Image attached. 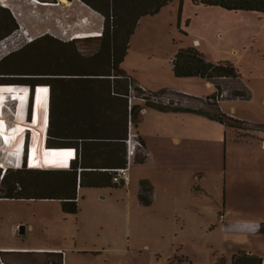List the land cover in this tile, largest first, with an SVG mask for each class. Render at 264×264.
I'll list each match as a JSON object with an SVG mask.
<instances>
[{"label":"rangeland","instance_id":"374dc122","mask_svg":"<svg viewBox=\"0 0 264 264\" xmlns=\"http://www.w3.org/2000/svg\"><path fill=\"white\" fill-rule=\"evenodd\" d=\"M40 1L55 3V0ZM17 2L24 8L23 25L7 9L13 21L11 26L0 29V35H4L0 41L15 31L20 32V26L33 40L30 43L21 40L22 48L0 59V80H30L36 86L0 81V88L27 90L30 97L25 106V118L33 121L40 115L48 120V87L51 89V133L54 138L51 145L56 147L59 145L55 142H63L58 140L62 132L74 135L77 129L80 94L78 87L55 83V80L64 77L55 73L72 70L65 66L69 49L63 51L57 48L60 47L59 42L81 39L72 37L84 28L77 24L80 22L79 15L72 14L70 9L65 13L55 12V7L48 9L33 0ZM4 8L0 3V18L5 16ZM89 21L92 24L89 23L85 29L101 26V36L104 17L100 14L97 19ZM11 27L13 29L9 31ZM45 35L46 40L29 46ZM195 39H199L200 43L195 44ZM131 40V51L121 66L128 76L140 77L145 81L146 88L156 95L163 90L178 89L197 97L179 96L183 106H179V111H167L171 112L170 115H160L155 111L160 109L146 106L147 110L154 112L145 116L146 130H151L156 137L151 138L154 159L144 164L133 161L130 173L133 179L138 175L153 179L154 201L141 203L135 184L131 187L126 184L122 187L79 188L77 214L65 213L61 200L55 198H0V243L59 247L61 251H20L60 252L64 254V264H233V256L240 252L252 253L264 260V233L249 234L231 225L235 221L257 219V212L261 209L234 207L229 198L228 207L234 210L223 218V203H219V200H224L226 141L229 160L227 190L230 194L234 189L231 172L234 170V174L237 173L232 154H240L237 157L246 155L241 150L234 151V141L242 129L225 124L217 127V120L203 113H212V109L217 107L207 99L215 93V87H208L201 77H176L172 64L180 49L193 46L209 61L232 63L250 90L251 98L222 99L221 108L226 112L235 108L234 115L252 126L264 125V16L256 11H231L221 6L197 4L192 0H175L159 13L144 16ZM99 47V43L79 41L77 44L78 50L87 56ZM223 81L227 86L234 83L229 78ZM5 98V116L9 125L14 126L18 94H7ZM3 99L0 97V102ZM133 127L137 132L135 123ZM243 131L249 136L260 137L262 143L263 129ZM161 134L165 135L159 138ZM29 137L27 151L25 149L24 152L19 147L13 150L11 142L6 145L0 139V163L7 162L10 165L8 169L14 171L10 180L31 186L34 193H45L46 188L55 193V185L66 180L63 174L40 170L17 172L27 167ZM175 138H179L180 143ZM140 152L145 154L144 150ZM21 159L25 161L23 166L15 168ZM100 162L103 163L102 160ZM221 162L223 177L219 178L217 167ZM49 168H55V160L49 161ZM3 172L4 169L0 168V173ZM1 188L3 186L0 185ZM17 223L20 226L14 234L12 228ZM21 226L26 227L23 234ZM33 256L39 262L48 258L46 254Z\"/></svg>","mask_w":264,"mask_h":264},{"label":"trees","instance_id":"16d2710c","mask_svg":"<svg viewBox=\"0 0 264 264\" xmlns=\"http://www.w3.org/2000/svg\"><path fill=\"white\" fill-rule=\"evenodd\" d=\"M89 5L92 9L99 12L104 17V29L101 36L83 37L79 40L69 42H59L63 51L69 49L70 53L66 55V65L72 68L70 71L60 70L61 73H55L64 76L62 80H55L60 85L75 86L79 89V107L77 129V147L80 150V159L75 161L71 167L67 168H49L50 160H60L66 158L64 149L68 147H55L51 145L53 135L51 118L52 113V94L50 89L49 104V125L48 140L46 146V155L44 158L45 167L39 169L44 172H55L63 174L66 180L55 185V193L50 192L47 188L45 193H34L31 186L20 181L10 180L12 169H7L0 173L2 180L0 185V198L11 199H34V198H55L62 202V209L67 214H77L78 205V188L79 187H122L123 184L113 182V173L109 169L122 167L126 164V143L128 136V98L130 85L133 84L131 78L122 69V63L128 55L131 37L134 34L140 20L144 16L155 15L160 10L175 0H81ZM183 1V0H181ZM194 3H202L209 6H221L231 11H256L264 15V0H192ZM5 7V6H3ZM9 7L2 9L5 16L0 18V29H6L11 26L13 18ZM11 10V9H10ZM13 13V12H12ZM15 26V25H13ZM13 27L9 28V31ZM4 35H0V39ZM46 35L36 39V42L29 44L36 45L38 42L46 40ZM38 41V42H37ZM79 41L86 43H99L98 50L90 56L80 52L77 48ZM53 47H50L52 49ZM49 49V50H50ZM26 52V49L24 50ZM61 51V50H60ZM23 52V51H22ZM56 61H60L56 59ZM59 63V62H58ZM60 64V63H59ZM173 72L178 78L201 77L215 86V93L207 99L217 105L209 114L212 118L225 125H230L238 129H256L264 130L262 126L248 125L247 122L227 114L219 107L222 99L229 100H249L251 92L242 80L239 70L230 62H212L209 61L196 46L180 49L172 59ZM62 66V64H60ZM20 74V73H19ZM29 74V73H21ZM230 79L234 83L226 85L224 79ZM57 79H59L57 77ZM2 83H19L29 87L36 86L30 80H0ZM13 81V82H7ZM25 81V82H22ZM43 86L42 84H37ZM48 86V85H46ZM52 85H50L51 87ZM228 88V89H227ZM228 94L221 96L224 91ZM167 91L160 93L164 95ZM213 101V102H212ZM145 105L156 107L162 111H179L181 106L164 105L161 103L148 100ZM209 104V103H208ZM211 105V104H210ZM143 106L135 105L132 111V119L136 124L141 114ZM210 109V110H211ZM46 116L40 115L35 122L46 123ZM31 120V119H30ZM33 121V120H31ZM61 138L67 133H61ZM144 144V142H143ZM27 151V142H26ZM145 149V144H144ZM143 149V150H144ZM27 153V152H26ZM90 153V155H89ZM106 156V161H91L89 157H96L97 154ZM83 157V158H82ZM145 154L139 152L135 161L143 162ZM27 159V155H26ZM43 159V158H42ZM81 160V162H80ZM28 159L26 160L27 163ZM80 163V164H79ZM28 164V163H27ZM43 164V162H42ZM79 164V165H78ZM69 168H71L69 170ZM33 173L34 169L27 168L17 171ZM45 187L40 188L43 190ZM153 186L148 180L141 181V192L139 199L143 204L152 203ZM264 233V223L260 228ZM59 258H46L39 264H64L63 254L55 253ZM233 264H263V259L247 252H240L232 258ZM34 264V262H32ZM38 264V263H36Z\"/></svg>","mask_w":264,"mask_h":264},{"label":"crops","instance_id":"0c3cea01","mask_svg":"<svg viewBox=\"0 0 264 264\" xmlns=\"http://www.w3.org/2000/svg\"><path fill=\"white\" fill-rule=\"evenodd\" d=\"M36 1H39L40 3H38V4H40L42 6H43L42 3H48L49 4L48 6L47 5L43 6V7H47L48 9L55 7V12L63 11L65 13V12H67V10L69 11V9H70L73 12L72 14L79 15L80 22L77 24L80 25L81 28H84V29L77 31V33L75 35H78V37H97V36H99V34H100L99 29L101 28V26H99L100 28L89 26L88 29H85V27H88V24L90 23V21H89L90 19L95 20L98 17H100V14L97 13L96 11H94L91 7H89L87 4H85L81 0H55V3L48 2V1H40V0H36ZM7 5H8L7 7H9L11 9V11L13 12V15L15 16L17 21L21 25H23V23H21V19H22V17H24V14L22 13V10H24L23 5L19 2H17V0H7ZM260 14L262 16H264L262 13H260ZM84 20H87L88 22H86ZM90 24H92V22ZM131 39H132V37H131ZM131 42H132V40H131ZM131 42H130V48H129L128 54L131 51L130 50L131 49ZM199 43H200L199 39H195V44H199ZM129 77L131 78V80L136 85L142 86L144 88L147 87L145 81H143L140 77H132L130 75H129ZM203 80H205V79H203ZM205 82H206V85L208 87H215L211 82H207L206 80H205ZM170 90L173 92H186V91H180L178 89L177 90L169 89L167 91H170ZM162 92H164V90ZM188 94L190 97L197 98L195 95H191L190 93H188ZM198 98H200V97H198ZM189 103L190 102H188L187 104H189ZM73 104H74V102H73ZM135 104L143 106V109L141 110L140 117L138 119V122L135 124V127H136V131L139 134L141 140L145 144L144 152H145L146 158L143 162H140V164H144V163L150 162L152 159H154L153 158V151L151 148V138H156V137L152 134L151 130H148V129L146 130L147 126L145 125V118H146L145 116L153 115L154 112L151 113L150 110H147L148 109V108H146L147 105H145L143 102L137 101ZM219 107L221 108L220 102H219ZM195 109H196V107H195ZM221 110L227 114L233 115L235 118H237L239 120H243V121L245 120L243 118L236 117L234 115L233 112H234L235 108H233L231 110V112H226L222 108H221ZM155 111L156 112L158 111L157 113H160V115H166L167 113H168V115H170L169 113H171V112L162 111V110H155ZM189 114H187V115H189ZM142 115H144V117H142ZM175 115H180V114H175ZM183 115H185V114H183ZM181 116H182V114H181ZM200 116H202V115H200ZM202 117L206 118V116H202ZM245 122H246V120H245ZM45 124H47V123H45ZM220 124H222V123L217 121V127H221ZM248 125H250V123ZM145 126H146V128H145ZM246 131H243V129H242V131L239 132L238 139H236L234 141L235 142L234 143V145H235L234 151L235 150H241L242 153L246 154V155H241V156L237 157V155H240V154H235V153L232 154L233 155L232 162L234 163V165L237 169L236 174L239 178L236 180L237 176H236V174H234V170H232V172H231L232 178L231 179L234 180L235 186L233 184L234 189H232V192L230 194L228 193V190H227V181H228V175H229V172H228L229 160H228V143L226 141V156H225V162H224V170H225V174H224V176H225L224 200L223 201L219 200V203H220V205L223 203V209H224L223 210V218H227L228 215L231 214V212L234 210L233 208L228 207V199L229 198L234 203V205H233L234 207H237V208L241 207L243 209H253V208L258 207L259 209H261L259 212H257L258 213L256 215L257 219L235 221L231 225L233 226V228L238 229L241 232H245V233H249V234H262L260 231V228H261V225L264 223V138H261V139H263L262 143H261L260 139H259L260 137L255 136V135L249 136V134ZM164 135L165 134H163V135L161 134V136L159 138H162V136H164ZM225 135L227 137V135H228L227 131H226ZM58 140H61L63 142H60V143L55 142V145H59L56 147H68V148L77 146L76 143L78 141L77 136L75 134L70 135V133L63 138H58ZM175 141L180 143L179 138H175ZM60 145H62V146H60ZM42 146H44V145H42ZM47 146H48V144H47ZM104 154L105 153L97 154L96 157L91 158V157H89V155H90V153H89V155L85 159L88 160V158H89L91 161H101V160L106 161L107 159H106V156ZM80 162H81V160H80ZM135 162L139 163L138 161H135ZM69 164H70V160H68L67 158L55 160V168H59V169L67 168V167H69ZM132 170H133V168H130V172ZM217 171H218L217 173L219 175V178L223 177L222 176V173H223L222 162H221L220 167H217ZM142 180H148L152 184V186H153L152 202H153L154 201V189H155L154 185H153V181H152L153 179H148L147 177H145V175H138V177H135V179H133V176L130 173V181H129L128 186L131 187L132 185L134 186V184L137 186L138 198H139V194L141 192V181ZM79 188H83V187H79ZM79 188H78V191H79ZM91 188H106V187H91ZM19 224L20 223L13 225L12 231L14 234L17 231V229L19 228V226H20ZM28 249H30V250H32V249L46 250V251H61V248L55 247V246L27 247V246H20V245L12 244V243H10V244L0 243V264H2V263H4V264H32V262H34V264H36V263L39 264L40 260H38L36 258V256H33V255H40V254L48 255V257H49L48 259L55 258V252H21L20 251V250H28ZM58 253H60V252H58ZM250 254H252V253H250ZM30 256H32V257L29 258ZM63 256H64V254H63ZM63 260H64V257H63ZM263 263H264V260H263ZM50 264H53V263H50Z\"/></svg>","mask_w":264,"mask_h":264},{"label":"built area","instance_id":"2783aa9c","mask_svg":"<svg viewBox=\"0 0 264 264\" xmlns=\"http://www.w3.org/2000/svg\"><path fill=\"white\" fill-rule=\"evenodd\" d=\"M20 32L15 31L6 38L0 41V59H3L13 52L18 51L23 46H20L21 40L25 39L27 43L32 42L33 38L24 31L23 26H20ZM22 31V33H21ZM82 37L73 36L72 39H77ZM228 92L225 91L221 96L227 95ZM174 95L175 97H172ZM189 96L187 92H173L168 91L164 95H156L149 92L146 88L138 86L135 84L130 85L128 98V136L125 139L126 143V164L122 167L109 169L113 173V182L117 184H129L130 181V167L133 161H135L138 153L144 149L143 141L141 140L139 134L134 131V123L132 119L133 107L136 105L137 101L146 103L148 100L161 103L164 105H174L180 106L183 103L180 102L179 96ZM177 97V98H176ZM65 157L70 160V165L80 159V150L77 146L69 147L64 149ZM4 264V263H2Z\"/></svg>","mask_w":264,"mask_h":264},{"label":"bare ground","instance_id":"6f19581e","mask_svg":"<svg viewBox=\"0 0 264 264\" xmlns=\"http://www.w3.org/2000/svg\"><path fill=\"white\" fill-rule=\"evenodd\" d=\"M33 1L35 3L36 2L40 3L39 1H36V0H33ZM0 3L2 6H5V7L8 6L7 0H0ZM42 4L43 6L49 5L48 3H42ZM75 36L78 37V35H75ZM48 89H49L48 92L50 94V88L48 87ZM11 93L18 94V102H17L18 111H17L16 122L14 126H10L8 120L6 119V116H5L6 98L3 99L4 97H6L7 94L9 95ZM0 97H2L3 99L0 102V139L2 140V143L5 142V139L8 141L10 140L11 143L13 144V147H12L13 150L14 148L16 150L18 147L22 149V142L24 140V137L26 136V142H27V136L29 137V133H30V137L28 138V152H27L28 161L27 163L30 162L34 165H32L31 167H28V164H27V167L30 169H34V170L43 169L45 167L44 158L46 155V150H45L46 147L42 145H44L45 143V138L47 137L48 139L49 122L45 124L41 122L31 121L28 119L26 120L25 106H26L27 99H28L27 90L16 91V90L8 89V88H0ZM48 119H49V114H48ZM12 128H14V131L10 132V129ZM4 163L3 162L0 163V168L8 169L10 165L7 162H4ZM14 167L17 169L20 168V166H14Z\"/></svg>","mask_w":264,"mask_h":264},{"label":"clouds","instance_id":"9594fccd","mask_svg":"<svg viewBox=\"0 0 264 264\" xmlns=\"http://www.w3.org/2000/svg\"><path fill=\"white\" fill-rule=\"evenodd\" d=\"M29 97H30V95H29ZM28 97V98H29ZM27 107V106H26ZM27 109V108H26ZM25 114H26V111H25ZM49 120V119H48ZM49 121H47V123H48ZM14 131V128H12V129H10V132H13ZM11 141L9 140H6L5 139V144L7 145V144H9ZM25 146H26V136L24 137V140H23V142H22V152H24L25 151ZM47 146V137L45 138V143H44V147H46ZM22 152H21V155H22ZM24 160L23 159H21V163L20 162H18V166H23V164H24ZM32 165H34V164H32V163H30V162H28V167H31ZM71 167H72V165H71ZM69 169H71V168H69ZM7 169H4V172L6 171Z\"/></svg>","mask_w":264,"mask_h":264},{"label":"water","instance_id":"95a60500","mask_svg":"<svg viewBox=\"0 0 264 264\" xmlns=\"http://www.w3.org/2000/svg\"><path fill=\"white\" fill-rule=\"evenodd\" d=\"M25 231H26V227L25 226H21L20 232L23 234V233H25Z\"/></svg>","mask_w":264,"mask_h":264}]
</instances>
